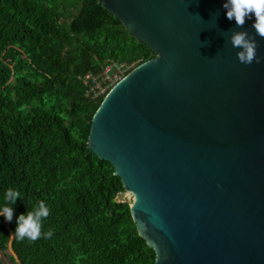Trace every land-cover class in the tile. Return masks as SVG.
<instances>
[{"label":"water","instance_id":"obj_1","mask_svg":"<svg viewBox=\"0 0 264 264\" xmlns=\"http://www.w3.org/2000/svg\"><path fill=\"white\" fill-rule=\"evenodd\" d=\"M157 57L112 86L88 148L109 162L154 264H264V37L226 0H99ZM243 32L256 56L231 43Z\"/></svg>","mask_w":264,"mask_h":264},{"label":"trees","instance_id":"obj_2","mask_svg":"<svg viewBox=\"0 0 264 264\" xmlns=\"http://www.w3.org/2000/svg\"><path fill=\"white\" fill-rule=\"evenodd\" d=\"M99 0H0V250L16 264H154L113 166L88 148L92 118L113 85L156 58ZM111 67L120 78L95 81ZM42 201L41 235L17 240L15 215ZM51 231L45 238L43 233ZM0 264H5L0 260Z\"/></svg>","mask_w":264,"mask_h":264},{"label":"clouds","instance_id":"obj_3","mask_svg":"<svg viewBox=\"0 0 264 264\" xmlns=\"http://www.w3.org/2000/svg\"><path fill=\"white\" fill-rule=\"evenodd\" d=\"M226 9L225 16L229 20H234L237 25H242L245 18L251 14L254 17L253 28L257 35L264 37V0H226L223 5ZM231 43L234 47H239L241 50L238 53V60L243 64H250L253 60L259 62V57L256 56V42L246 38L243 32L234 33L231 36ZM21 198L18 190L7 188L3 192L0 203V216L5 222H11L14 215L13 205L17 198ZM48 210L42 201H37L36 204L23 213L15 215L14 234L17 240L28 239L35 240L41 235L40 220L46 217ZM51 235V231H46L43 236L47 238Z\"/></svg>","mask_w":264,"mask_h":264},{"label":"built area","instance_id":"obj_4","mask_svg":"<svg viewBox=\"0 0 264 264\" xmlns=\"http://www.w3.org/2000/svg\"><path fill=\"white\" fill-rule=\"evenodd\" d=\"M110 69H111V67H107L106 69H105V71H104V73H103V76H102V81L103 82H100V81H98V79L97 78H93V77H90V76H86L85 77V81L87 82L89 79H91V80H94L95 81V83H94V86L92 87V89L91 90H93V92H94V96H99V95H102V94H104V92L106 91V86H104V84H105V81H108V80H111L110 79V76L108 77V74H109V72H110ZM121 69H119L118 68V70H117V72H119ZM115 76V75H114ZM108 79V80H107ZM105 80V81H104ZM116 81V80H115Z\"/></svg>","mask_w":264,"mask_h":264},{"label":"rangeland","instance_id":"obj_5","mask_svg":"<svg viewBox=\"0 0 264 264\" xmlns=\"http://www.w3.org/2000/svg\"><path fill=\"white\" fill-rule=\"evenodd\" d=\"M124 71L121 69L119 72H117V74L114 76V77H110L111 79V82H115V80L117 81L121 74L123 73ZM108 80V79H107ZM121 200H126L129 202V198L127 196V193L125 192L123 194V196L120 198ZM13 254V251L11 249V246L9 244L8 246V249L6 251H1L0 250V260L5 263V264H16L13 259L10 258V256Z\"/></svg>","mask_w":264,"mask_h":264}]
</instances>
